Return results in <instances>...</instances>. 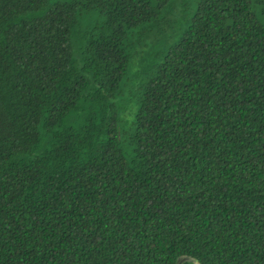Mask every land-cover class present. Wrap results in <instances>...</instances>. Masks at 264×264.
Returning <instances> with one entry per match:
<instances>
[{
  "label": "trees",
  "instance_id": "obj_1",
  "mask_svg": "<svg viewBox=\"0 0 264 264\" xmlns=\"http://www.w3.org/2000/svg\"><path fill=\"white\" fill-rule=\"evenodd\" d=\"M0 264H264V0H0Z\"/></svg>",
  "mask_w": 264,
  "mask_h": 264
}]
</instances>
